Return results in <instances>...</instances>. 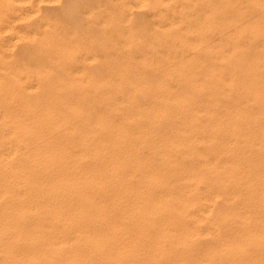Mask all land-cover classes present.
<instances>
[{"label":"bare ground","instance_id":"6f19581e","mask_svg":"<svg viewBox=\"0 0 264 264\" xmlns=\"http://www.w3.org/2000/svg\"><path fill=\"white\" fill-rule=\"evenodd\" d=\"M171 1L1 43L0 264H264V0Z\"/></svg>","mask_w":264,"mask_h":264},{"label":"rangeland","instance_id":"374dc122","mask_svg":"<svg viewBox=\"0 0 264 264\" xmlns=\"http://www.w3.org/2000/svg\"><path fill=\"white\" fill-rule=\"evenodd\" d=\"M167 1L172 4L171 0ZM127 2L132 0H0V45L7 40L12 41L15 53L20 54L24 42L21 37H25L23 33L45 32V27L40 28L44 22L66 28V32L88 43L93 40L107 42L116 32L128 31V23L124 20V3ZM204 2L195 0L194 3L197 8H205ZM138 11L143 12L133 7L131 12L134 15L128 11L126 14L134 19ZM145 18L150 19L148 14ZM223 18L219 16L220 20Z\"/></svg>","mask_w":264,"mask_h":264}]
</instances>
